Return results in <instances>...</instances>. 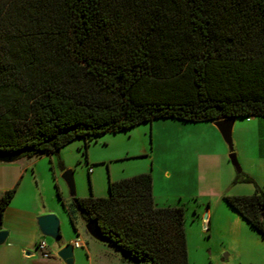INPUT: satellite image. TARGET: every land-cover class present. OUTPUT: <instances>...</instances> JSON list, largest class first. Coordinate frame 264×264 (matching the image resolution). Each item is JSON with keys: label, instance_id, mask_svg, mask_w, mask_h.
I'll return each mask as SVG.
<instances>
[{"label": "trees", "instance_id": "trees-1", "mask_svg": "<svg viewBox=\"0 0 264 264\" xmlns=\"http://www.w3.org/2000/svg\"><path fill=\"white\" fill-rule=\"evenodd\" d=\"M247 116L264 118V0H0V151L52 154L155 119ZM231 183L251 184L221 198L264 239L263 192L241 171ZM71 206L122 260L188 264L183 208L154 205L149 173Z\"/></svg>", "mask_w": 264, "mask_h": 264}, {"label": "rangeland", "instance_id": "rangeland-1", "mask_svg": "<svg viewBox=\"0 0 264 264\" xmlns=\"http://www.w3.org/2000/svg\"><path fill=\"white\" fill-rule=\"evenodd\" d=\"M233 137L235 133L231 134L235 154ZM243 152L247 151L241 149L239 157L235 155L239 167ZM227 154V146L212 122L155 119L117 133L76 138L57 153L40 154L35 157L32 183L36 201L58 220L61 242L66 244L78 238L85 243L72 247L73 264L139 263L122 260L114 247L90 237L77 210L72 228L61 205L71 203L61 178L66 169L72 172L76 198L104 197L108 181L149 173L155 205L183 208L188 264H264V242L256 234L239 231L226 218L225 212L230 210L222 194H233L240 190L238 187L251 185L231 183L236 171ZM228 171L232 174L229 179ZM25 195L29 192L22 190L21 196ZM21 202L25 204L24 200ZM44 239L53 249L59 244L47 237ZM55 258L51 254L50 259Z\"/></svg>", "mask_w": 264, "mask_h": 264}, {"label": "crops", "instance_id": "crops-1", "mask_svg": "<svg viewBox=\"0 0 264 264\" xmlns=\"http://www.w3.org/2000/svg\"><path fill=\"white\" fill-rule=\"evenodd\" d=\"M234 133L236 134V137L232 138L234 155L239 157L241 149L247 151L241 153L240 171L248 175L264 194V118L255 116L233 118L230 136ZM40 154L45 153H38L30 157H18L8 163L0 162V197L7 190L15 186L12 197L0 214V230L7 232L6 238L0 243V264H61V260L56 257L55 253L65 244L59 239L56 241L59 244L53 249L46 242L45 236L39 232L36 225V217L51 212L41 202L38 203L36 201V189L32 183V179L35 178L34 169L37 161L35 157ZM231 175L228 171V179L231 178ZM34 182L35 184L37 183L36 181ZM238 188H240L239 191L232 192L233 194L228 193V195H246L253 190L252 186L247 184ZM22 190H27L29 195L21 196ZM23 200L25 204H20ZM61 205L64 211V207L70 209L74 218L75 209H72L71 203H62ZM226 207L231 211V213L230 211L225 212L229 222H232L239 231L253 236L257 235L264 242V239L261 238L258 232L251 228L228 205ZM203 216L206 218L205 213ZM39 241H43L45 244L43 252L47 254L46 257L42 256L40 250L36 248ZM74 242L80 243L79 247L85 245L82 240L76 238L70 241L72 247H74ZM51 254H54L56 258L50 259Z\"/></svg>", "mask_w": 264, "mask_h": 264}, {"label": "water", "instance_id": "water-1", "mask_svg": "<svg viewBox=\"0 0 264 264\" xmlns=\"http://www.w3.org/2000/svg\"><path fill=\"white\" fill-rule=\"evenodd\" d=\"M233 118H223L212 121V124L220 134L222 140L227 146L228 154L227 159L230 162V164L233 166L234 170L236 172L240 171L239 165L236 161L235 155L232 151V143H231V136H230V129L232 125ZM21 153V150H12V151H0V162L8 163L12 162L16 158L19 157ZM61 178L63 179L68 194L71 198V200L75 197V188H74V182L72 178V172L71 170H64L61 173ZM260 217L262 221L264 222V213L260 214ZM203 220H205V216L202 217ZM36 225L39 230V232L45 236L53 240L54 242L59 240V226H58V220L55 215L53 214H45L36 217ZM84 228L88 235L92 237L93 239L106 243V239L101 235L97 224L94 220L88 221L84 224ZM7 236V232L4 230H0V243L4 241V239ZM56 257H58L63 264H73V258H72V245L70 243H67L60 247L56 253Z\"/></svg>", "mask_w": 264, "mask_h": 264}, {"label": "built area", "instance_id": "built-area-1", "mask_svg": "<svg viewBox=\"0 0 264 264\" xmlns=\"http://www.w3.org/2000/svg\"><path fill=\"white\" fill-rule=\"evenodd\" d=\"M73 246H74V247H79V246H80V243L74 242V243H73ZM36 248H37L38 250H40L42 256H44V257L47 256V254H46L45 252H43V249L45 248V244H44L43 241H39V242L37 243V245H36Z\"/></svg>", "mask_w": 264, "mask_h": 264}]
</instances>
